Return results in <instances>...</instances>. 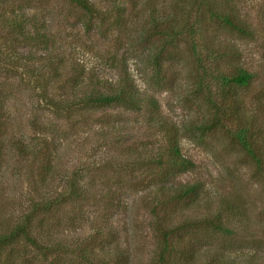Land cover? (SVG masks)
<instances>
[{
	"label": "rangeland",
	"instance_id": "374dc122",
	"mask_svg": "<svg viewBox=\"0 0 264 264\" xmlns=\"http://www.w3.org/2000/svg\"><path fill=\"white\" fill-rule=\"evenodd\" d=\"M133 1L135 6L129 7L120 28L113 26L109 17L100 31L95 27L90 31L83 29L72 14L65 12L61 0H32V11L47 20L45 28L55 41L53 55H60L66 61H80L86 67V74L95 79L114 80L117 71L110 65L112 57L118 63L124 61L138 90L156 101L158 113L154 116L147 110L135 112L119 107L80 111V115L75 111L69 118L52 111L41 97L72 99L73 91L66 83L71 73L63 70L59 76H51L43 68L45 56L37 46L16 44L13 49L8 48L0 25V141L3 142L0 222L19 220L27 211L28 201L34 199L33 187L41 190L30 178L28 172L32 169L25 163L28 161L16 155L12 143L29 142L43 133L44 147L47 154L51 153L55 167L49 177L50 192L53 195L62 192L64 179L76 177L84 182L86 200L81 199L74 206L62 203L42 221L34 220L31 236L38 244L45 245L48 239L70 241L87 236L91 228L89 219L103 214L108 221L106 229L113 234L111 244L117 249L116 258L108 255L104 258L110 263L116 260V264H153L157 239L151 209L156 198L166 201L164 209L157 210L168 226L177 225L185 218L200 217L205 211L209 213L229 202L236 208L234 214L239 221L233 219V226L241 225L244 229L228 238L195 227L190 232L192 240L188 247L193 251L189 263L264 264V187L232 136L237 123L224 119L221 127L210 131L202 132L198 128L206 123L212 102L224 104L243 117L264 119V0H233L238 18L251 31V37L241 36L209 17L201 20L195 9L188 13L187 0ZM20 2L0 0V16ZM97 2L104 6L105 0ZM146 7L175 15L170 18L181 31V35L165 45L169 58L163 62L159 79L150 62L155 41L151 37L143 38L149 33ZM199 20V32L187 35L185 23L192 28ZM192 43L201 58L207 55L206 51H214L219 68L238 65L253 75L251 84L238 90L236 102L224 100L209 77H205L208 88L200 87L202 70L198 69ZM11 57L16 59V68L7 66ZM213 65L205 60V68L211 74L215 71ZM40 81L46 91L39 89ZM232 102L235 109L231 108ZM159 117L177 131L180 153L193 163L191 169L176 173L164 183L157 181L162 177L159 169L145 166V158L161 142V133L156 131L152 120ZM140 162L144 166L136 164ZM33 165L36 167L37 162ZM195 183L201 185V192L192 204L169 201L172 189ZM108 190L114 192L116 206L105 211L103 203L91 197L99 199ZM43 193H48V188ZM174 240L181 242L186 238L174 237ZM216 249H220L222 258L211 256L216 254ZM56 255L60 263L70 264L67 255L58 253L51 257ZM44 259L41 249L23 241L4 246L0 251V264H44Z\"/></svg>",
	"mask_w": 264,
	"mask_h": 264
},
{
	"label": "trees",
	"instance_id": "16d2710c",
	"mask_svg": "<svg viewBox=\"0 0 264 264\" xmlns=\"http://www.w3.org/2000/svg\"><path fill=\"white\" fill-rule=\"evenodd\" d=\"M65 6V12L72 14L77 24H80L83 29L90 31L93 27L98 28L99 31L103 24L112 17V25L118 26L123 24L124 18L127 16L129 7L133 8V0H105L104 6L98 5V0H61ZM233 0H187L188 13L192 9L197 12V17L203 20V17L220 23L224 27L233 30L244 37H251L252 33L239 18L235 11ZM32 6V0H21L20 5L10 7L9 10L0 16L2 31L5 32V40L8 48L16 47V44H26L37 46L43 51V60L45 61L43 68L50 71L51 76H59L60 71L71 73L66 77L68 88H71L72 96L67 98L54 99L53 97H45L42 95L41 101L48 105L54 112H59L64 117L69 118L71 112L77 111V115L81 112H92L102 108L119 107L127 111L140 112L142 110L149 111L153 116L158 113V106L155 100L146 97L141 93L134 81L128 73L126 63L119 62L114 57L111 59V67H115L116 77L114 80H98L90 74H86V67L80 61H66L60 55L56 57L53 55V46L55 41L45 28L46 19L41 18L35 13ZM176 10L177 8H173ZM147 15L149 17L148 31L143 38L151 37L155 44L151 48L150 62L153 68L156 79H159L162 74L163 62H167L166 58V44H170L173 39L181 35V31L177 29V25L172 22L175 15L163 14L159 9L146 7ZM190 11V12H191ZM3 17V18H1ZM6 17V18H4ZM189 17V14L186 15ZM185 23V29H188L187 35L197 34L200 30V20L196 22V27L189 28ZM145 32H148V31ZM151 33V34H150ZM193 54L196 55L198 69L200 72V87L208 88V83L205 82V77H209L215 85V90L221 95L224 100L230 103L234 101L238 90L247 88L253 81V75L239 67L238 65H228L219 68L218 58L214 51L208 50L207 55L201 58V55L195 52L196 45L192 43ZM167 57H166V56ZM212 56V57H211ZM14 57L9 59L7 66L16 68L18 65L14 64ZM16 60V59H15ZM205 60L213 62L215 67L214 74L205 68ZM39 89L45 90L42 81L38 83ZM46 91V90H45ZM210 94V90L207 91ZM227 96V97H226ZM208 100V99H207ZM236 102V101H235ZM213 104V105H212ZM211 104L212 111L206 119V123L200 125V131H210L214 128L221 127L224 119L228 122L232 120L236 122V129L232 134L236 144L241 151L249 159L253 170L262 179L264 187V119L263 117L253 118L251 115L243 117L241 113H235L224 104ZM1 107V106H0ZM233 102L231 108H234ZM223 108H226L225 110ZM235 109V108H234ZM228 112V113H227ZM244 118V119H242ZM242 119V120H240ZM155 123V128L158 133H161L160 140L157 146L152 150L145 159L147 163L145 166H152L162 172V177H158L157 181L164 183L167 179L172 178L176 173L188 171L193 167V163L183 157L180 153L179 137L177 131L173 129L166 121L160 117L157 120L152 119ZM45 137L40 133L38 137L29 139V142L14 141L12 148L16 155L24 159L30 165L32 171L28 172L32 178V182L38 188L33 187L34 199L27 203V211L24 212L19 220L9 223L8 221L0 222V251L4 246H12L18 241H23L27 244L41 249L43 254L44 264H63L57 257H51L54 254L67 255L71 264L78 262L79 264H109L108 258L115 257L117 249L115 244H111L113 234L110 229H106L108 221L103 214H98L94 219L90 218L91 223L90 232L87 236L66 240H47L45 245H40L31 236L34 220H43L46 214H50L54 209L65 202L69 205H76L81 199L86 200V189L82 185L79 178L72 177L64 179L62 192L54 194L50 192L48 187L49 177L51 179L55 167L53 166L50 154H47L44 145L46 146ZM2 141H0V155L3 149ZM143 159V162L145 161ZM37 162V166L33 165ZM143 162L136 163L138 166ZM139 168V167H137ZM34 177V178H33ZM38 183V185L36 184ZM44 188H48V193H43ZM201 192V185L199 183L181 185L176 189H172L169 201L175 203L192 204ZM157 197V195L155 194ZM91 197V196H90ZM96 201L103 203L105 211H109L114 205L115 194L110 190L104 192L101 198L91 197ZM166 201L156 198L154 208L151 209L154 219L156 220V245L155 254L153 257V264H174L183 263L190 264L188 258L192 255V249L188 244L192 240L190 232L197 226L203 227L212 234H218L230 238L238 230H242L241 225L233 226L232 220L235 219L237 223L238 217L234 214L236 208L231 203L221 205L217 210H209L203 213L200 217L185 218L180 223L174 226L164 224L163 215H159L157 208L164 209ZM224 209V210H222ZM163 212L160 211V213ZM41 218V219H39ZM39 224V222H38ZM243 226V225H242ZM244 229V228H243ZM182 231H186L182 233ZM174 237L186 238L181 242L174 240ZM253 238V237H251ZM183 244V245H182ZM187 244V246H185ZM112 248V249H111ZM11 251V249H10ZM220 251V249H219ZM219 251L216 249V254L211 256L219 257ZM195 256V252L193 253ZM192 256V257H193ZM215 256V257H216ZM50 257V259H49ZM108 260V261H105ZM114 260V259H111ZM3 264V263H2ZM110 264H116L114 260Z\"/></svg>",
	"mask_w": 264,
	"mask_h": 264
}]
</instances>
